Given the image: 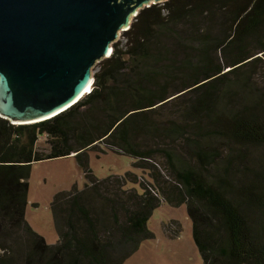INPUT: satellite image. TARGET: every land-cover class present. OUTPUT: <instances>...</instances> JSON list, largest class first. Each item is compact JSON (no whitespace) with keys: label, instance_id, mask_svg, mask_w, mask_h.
Wrapping results in <instances>:
<instances>
[{"label":"trees","instance_id":"trees-1","mask_svg":"<svg viewBox=\"0 0 264 264\" xmlns=\"http://www.w3.org/2000/svg\"><path fill=\"white\" fill-rule=\"evenodd\" d=\"M121 36L77 104L0 118V264H123L165 202L186 205L201 264H264V0H167ZM100 146L141 175L93 176ZM68 156L87 183L54 195L50 245L25 220L28 180Z\"/></svg>","mask_w":264,"mask_h":264},{"label":"water","instance_id":"water-1","mask_svg":"<svg viewBox=\"0 0 264 264\" xmlns=\"http://www.w3.org/2000/svg\"><path fill=\"white\" fill-rule=\"evenodd\" d=\"M165 1L0 0V118L35 124L77 104L120 33Z\"/></svg>","mask_w":264,"mask_h":264},{"label":"rangeland","instance_id":"rangeland-1","mask_svg":"<svg viewBox=\"0 0 264 264\" xmlns=\"http://www.w3.org/2000/svg\"><path fill=\"white\" fill-rule=\"evenodd\" d=\"M122 32L118 38L121 46L125 43ZM97 70V69H96ZM94 70V72L96 71ZM44 140L38 142L42 148ZM88 151L89 169L93 176L103 179L112 175L122 176L127 172L141 175L133 166V160L125 155L101 148ZM25 220L30 227L50 244L58 242V232L54 224L50 203L55 194L82 189L87 183L84 172L73 156L37 162L32 165ZM178 225L179 231L170 236L165 226ZM148 229L154 239L145 240L139 249L123 264H201L202 260L192 239L191 221L187 215L186 205L173 207L162 203L157 207L148 222Z\"/></svg>","mask_w":264,"mask_h":264}]
</instances>
